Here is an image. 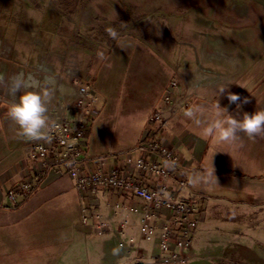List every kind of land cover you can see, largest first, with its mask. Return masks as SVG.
Listing matches in <instances>:
<instances>
[{
	"label": "rangeland",
	"instance_id": "rangeland-1",
	"mask_svg": "<svg viewBox=\"0 0 264 264\" xmlns=\"http://www.w3.org/2000/svg\"><path fill=\"white\" fill-rule=\"evenodd\" d=\"M210 19L217 32L230 36V60L203 56L202 62L218 68L230 65L231 89L240 90L241 100L248 97L247 103L238 100L240 108L228 112L251 113L261 103L264 108V0H0V98L13 97L8 84L17 73L24 74L32 89L36 82L30 76L35 77L38 87L61 100L67 92L59 87L88 84L99 100L84 151L112 160L151 128L154 105L175 93L176 103L189 108L194 91L190 87L180 91L179 83L197 71L190 47L208 50L191 29L207 30L203 22ZM185 66L179 78L177 70ZM204 97L213 98L209 91ZM209 99H201L202 121L189 124L194 130L200 124L199 133L210 137L201 138L207 154L197 161L213 178L222 177L233 165V173L248 186L231 196L230 190L215 183L198 186L202 197L196 199L192 214L198 220L191 241L193 260L200 261L206 251L212 254L206 264H264V146L245 154L216 153L211 138L217 134L206 133L214 120H208L212 112L206 109H219L214 111L219 118L229 113ZM252 182L260 185L251 186ZM224 196L243 203L230 204ZM255 203L259 206L253 208ZM226 223L240 228L227 227L229 232ZM132 234L137 241L138 230Z\"/></svg>",
	"mask_w": 264,
	"mask_h": 264
},
{
	"label": "crops",
	"instance_id": "crops-1",
	"mask_svg": "<svg viewBox=\"0 0 264 264\" xmlns=\"http://www.w3.org/2000/svg\"><path fill=\"white\" fill-rule=\"evenodd\" d=\"M206 22H209L212 27H208L205 31L198 30L204 34L200 36L194 34V36L200 38L203 43L205 42L208 50L200 51L195 44L191 45L190 48L193 49L191 54H193L194 66L197 71L191 73L185 82L179 83L180 91L189 87L194 91L189 98V108L176 103L175 93H172L168 99L154 105V111L160 110L164 119L150 125V129H144L134 146L118 152L114 157H111L112 160L109 158L106 160L104 154L95 157L89 156L84 151L87 147L86 142L83 147V156L90 159L89 166L91 168L98 170L102 167L107 169L115 166L120 169H128V157L131 156L134 160L139 158L140 151L136 148L142 138L151 132L158 140L174 148L179 158L178 167L173 177L175 181L184 180L187 185L185 189L174 192L177 197H190L195 204L196 199L202 197L199 195L198 186L205 188L209 183L210 186L215 183L216 186L230 190V196L231 192H241L244 187L248 186L245 180L236 177L233 173L235 169L233 165L224 169L227 171L221 174L222 177L213 178L207 170L201 169V163L197 161L198 158L207 154V150L202 147L201 138L204 137L206 140L210 138L205 133H199L200 130L203 131L200 124L196 128V130L199 129L198 133L189 126V124H195L199 119L201 120V114H199L200 109H203L201 99H209L204 97L209 91L213 96L209 100L218 101L219 106H226L227 110L230 111L232 107L233 109L236 107L239 101L230 103L227 93L239 94L240 91L236 88L231 89L230 65H222L218 68L202 62L203 56L207 58L224 56L229 57L230 60V36L216 31L214 19ZM187 68L188 66L178 68L179 78L182 77V70H187ZM46 72L47 74L51 73ZM196 75L200 77L190 82L189 78ZM214 76H219L220 79H210ZM30 77L36 82L33 89L39 88L37 85L39 83L35 77ZM67 86L72 88V86ZM221 88H224L223 92H220ZM51 91L59 90L51 87ZM94 91L97 104L99 98L96 90ZM52 93L54 94V92ZM53 94L49 99L48 108L66 103L68 100L66 96L70 93H63L65 98L62 100L54 97ZM13 99L15 97H10L9 101L3 97L0 98V264H136L138 262L154 264L155 257L160 252L158 232L151 240L143 239L140 234L138 216L114 208L116 203L138 205L141 204L140 201L130 192L109 193L101 188L94 198L89 197L81 202L74 180L63 169L57 167L54 170L44 171L37 162L29 158L26 148L29 139L18 134L17 126L7 115V104ZM174 104L175 107H173ZM261 104L259 109H261ZM189 111L191 115H186ZM214 111H219V109ZM214 111L210 108L206 109V112H212L208 116L209 121L219 118V114L214 113ZM196 112L199 115H196ZM241 115L239 114L237 117ZM90 121L91 119L88 121V130ZM211 139L213 140L211 145L216 153L229 152L230 156L233 153H249L253 147L264 146V134L250 138L243 131H238L236 137L231 140H221L218 134L214 139ZM208 154L210 155V152ZM146 158H152L150 153L147 154ZM157 159L162 162L160 158ZM38 174L41 179L40 185L27 198L19 197L18 205L13 206L8 199V192ZM174 180L171 181V185L176 188ZM252 185H260V182H252ZM170 195L172 193L168 194V196ZM225 198L230 204L243 203L227 196ZM82 205L88 209L95 207L100 217L92 214L84 222L82 220ZM252 206L256 208L259 204L255 203ZM236 207L239 208V206ZM24 221L26 222L23 223ZM100 221L107 223L108 227L105 234L97 232ZM254 223L260 224L259 221ZM122 224H124L122 239L126 240L128 237H132L135 242L133 246H129V252L117 247L118 233ZM225 226L228 231L230 228L227 227L230 226L240 228L239 224L234 223H226ZM133 230L139 232L137 241L132 234ZM242 232L244 229L238 231L237 238L240 239ZM226 245L230 247V240ZM211 256V253L205 251L200 261H194L195 255L191 247L190 264H206Z\"/></svg>",
	"mask_w": 264,
	"mask_h": 264
},
{
	"label": "built area",
	"instance_id": "built-area-1",
	"mask_svg": "<svg viewBox=\"0 0 264 264\" xmlns=\"http://www.w3.org/2000/svg\"><path fill=\"white\" fill-rule=\"evenodd\" d=\"M72 88L74 92L66 96V103L48 110L49 138L29 139L26 147L29 158L44 171L57 167L63 169L74 180L81 202L89 197L94 198L101 188L109 193H132L141 204L116 203L114 208L138 216L143 239L151 240L158 232L160 252L154 264H190L191 241L198 223L192 217L194 200L174 195V192L185 189L187 185L184 180H174L173 175L179 163L174 148L149 132L136 148L140 151L139 158L134 160L129 155L128 169L115 166L98 170L91 168L90 159L83 156V147L89 136L88 121L98 115L95 107L97 97L88 84ZM161 119H164L162 112L155 110L149 122L152 125ZM148 153L151 159L146 158ZM173 180L176 188L171 185ZM40 183L39 174L35 175L10 190L8 199L16 207L19 197L27 198ZM170 193L172 195L168 196ZM81 210L84 222L92 214L100 217L95 207L88 209L82 205ZM107 227V223L100 221L97 232L105 234ZM123 227L124 224L119 229L117 247L129 252V246L135 242L132 237L122 239Z\"/></svg>",
	"mask_w": 264,
	"mask_h": 264
},
{
	"label": "clouds",
	"instance_id": "clouds-1",
	"mask_svg": "<svg viewBox=\"0 0 264 264\" xmlns=\"http://www.w3.org/2000/svg\"><path fill=\"white\" fill-rule=\"evenodd\" d=\"M224 88L220 89L223 92ZM8 93L15 97L7 104V115L18 128V134L28 139H45L49 138L47 131L48 102L50 99L49 90L40 86L37 89H32L26 84V79L23 73H17L9 78ZM227 98L230 103L241 100L239 94L228 92ZM248 97L245 96L241 103H247ZM241 103H237L239 109ZM223 108L224 112L229 113L227 107ZM186 115H191L187 112ZM238 131H243L250 138L255 135L264 134V108L253 111L251 113L245 111L241 116L221 117L212 122L206 129V133L211 135L218 134L221 140L234 139Z\"/></svg>",
	"mask_w": 264,
	"mask_h": 264
},
{
	"label": "bare ground",
	"instance_id": "bare-ground-1",
	"mask_svg": "<svg viewBox=\"0 0 264 264\" xmlns=\"http://www.w3.org/2000/svg\"><path fill=\"white\" fill-rule=\"evenodd\" d=\"M197 77H198V76L196 75V76H193L191 79L194 80V79L197 78ZM51 83L53 84L54 87H57V86H56V85H57V81H56V80L51 81ZM52 84H51V85H52ZM61 89H62L63 92H67V93L73 94V93H72V90L69 89L67 86H63ZM73 92H74V91H73Z\"/></svg>",
	"mask_w": 264,
	"mask_h": 264
},
{
	"label": "flooded vegetation",
	"instance_id": "flooded-vegetation-1",
	"mask_svg": "<svg viewBox=\"0 0 264 264\" xmlns=\"http://www.w3.org/2000/svg\"><path fill=\"white\" fill-rule=\"evenodd\" d=\"M203 24H205V26H207V27H210V26L212 27V25L209 22L204 21ZM191 30H192L191 32L193 34H196L199 36L204 34V33L199 32L198 30H195V29H191Z\"/></svg>",
	"mask_w": 264,
	"mask_h": 264
},
{
	"label": "water",
	"instance_id": "water-1",
	"mask_svg": "<svg viewBox=\"0 0 264 264\" xmlns=\"http://www.w3.org/2000/svg\"><path fill=\"white\" fill-rule=\"evenodd\" d=\"M136 264H148V263H144V262H138V263H136Z\"/></svg>",
	"mask_w": 264,
	"mask_h": 264
}]
</instances>
